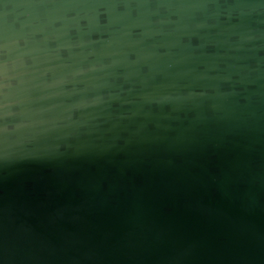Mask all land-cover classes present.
Returning a JSON list of instances; mask_svg holds the SVG:
<instances>
[{"label":"water","instance_id":"obj_1","mask_svg":"<svg viewBox=\"0 0 264 264\" xmlns=\"http://www.w3.org/2000/svg\"><path fill=\"white\" fill-rule=\"evenodd\" d=\"M0 42L6 264H264V0H0Z\"/></svg>","mask_w":264,"mask_h":264},{"label":"clouds","instance_id":"obj_2","mask_svg":"<svg viewBox=\"0 0 264 264\" xmlns=\"http://www.w3.org/2000/svg\"><path fill=\"white\" fill-rule=\"evenodd\" d=\"M5 8H7V5H4ZM6 45L2 42H0V50H2ZM7 63H0V76H2L7 71ZM7 131L6 128H0V132ZM0 264H6L5 258L3 256H0Z\"/></svg>","mask_w":264,"mask_h":264}]
</instances>
